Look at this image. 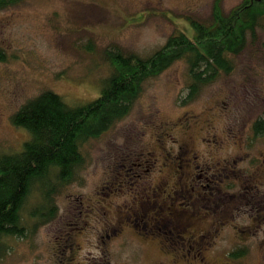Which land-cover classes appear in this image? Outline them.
<instances>
[{
    "label": "rangeland",
    "instance_id": "rangeland-1",
    "mask_svg": "<svg viewBox=\"0 0 264 264\" xmlns=\"http://www.w3.org/2000/svg\"><path fill=\"white\" fill-rule=\"evenodd\" d=\"M240 1L221 0L224 12ZM212 4L21 0L0 10V153L29 138L11 122L27 100L43 90L70 105L93 100L110 73L107 50L148 56L177 30L191 36L187 19L210 20ZM231 59L186 103L184 60L147 79L129 114L84 144L81 179L57 187L55 217L7 240L0 264H264V134L252 133L264 112V32ZM187 202L194 212L169 242L134 227L141 214ZM239 246L244 254L230 258Z\"/></svg>",
    "mask_w": 264,
    "mask_h": 264
},
{
    "label": "trees",
    "instance_id": "trees-1",
    "mask_svg": "<svg viewBox=\"0 0 264 264\" xmlns=\"http://www.w3.org/2000/svg\"><path fill=\"white\" fill-rule=\"evenodd\" d=\"M20 1L0 0V10ZM187 23L191 36L177 30L148 56L119 48L107 50L110 73L101 81L100 92L93 100L70 105L59 94L43 90L11 115V122L26 129L29 138L19 152L0 153V256L7 240L25 237L55 217L57 187L81 179L79 171L86 161L84 144L101 137L129 114L147 79L184 60L186 103L220 73H229L233 68L231 58L244 49L248 39L253 41L259 31L264 32V0H241L226 13L221 0H213L210 20L190 18ZM4 59L0 51V60ZM252 133L253 137L264 134V112L253 122ZM207 189L215 193L210 186ZM32 195L38 196V201L25 212ZM134 227L140 233L144 231L140 221ZM159 235L167 236L162 232ZM243 254L239 246L228 256L237 259Z\"/></svg>",
    "mask_w": 264,
    "mask_h": 264
},
{
    "label": "flooded vegetation",
    "instance_id": "flooded-vegetation-1",
    "mask_svg": "<svg viewBox=\"0 0 264 264\" xmlns=\"http://www.w3.org/2000/svg\"><path fill=\"white\" fill-rule=\"evenodd\" d=\"M181 206H183L185 210L181 209ZM158 208L160 209L159 211H155L151 213L148 212L143 214V217L146 218V221L142 220V216L140 215L139 221L141 224L143 223V230H144L140 234L143 236H154L157 232L159 234L160 232H162L167 235L164 238L165 242H169V240H171L174 235L179 236L181 234L180 230L178 231L179 228L178 223L179 221L182 222V220H180L179 217L180 216L182 217L183 216L182 214L184 212L186 213L189 211L194 212L192 206L188 202L176 208L169 207L170 210H163V208L160 207ZM155 229L158 231H156ZM185 230L188 231L187 226L185 227ZM193 240L194 239H192L191 241ZM184 242L187 243L188 240H184ZM197 258H198V253H195L193 256L187 259H197ZM201 258L199 260H201ZM103 263H104L103 259H101V261H98V264H103Z\"/></svg>",
    "mask_w": 264,
    "mask_h": 264
}]
</instances>
